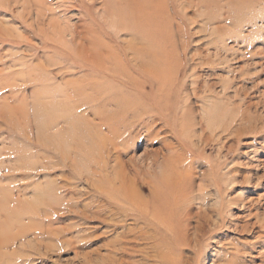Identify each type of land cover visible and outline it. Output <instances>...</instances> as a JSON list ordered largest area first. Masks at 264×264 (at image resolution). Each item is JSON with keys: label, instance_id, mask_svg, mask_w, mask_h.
<instances>
[{"label": "rangeland", "instance_id": "obj_1", "mask_svg": "<svg viewBox=\"0 0 264 264\" xmlns=\"http://www.w3.org/2000/svg\"><path fill=\"white\" fill-rule=\"evenodd\" d=\"M110 1L0 0V231L9 242L25 234L0 250V264H264V0L162 3L175 19L162 21L173 43L167 98L183 120L170 116L171 130L157 123L151 142L138 128L136 146L119 149L123 162L152 150L162 163L166 141L184 158L171 159L172 172L145 164L146 178L127 169L126 185L151 205L159 178L177 182L162 252L128 231L133 221L111 215L87 178L105 161L116 167L118 149L104 159L91 124L101 95L74 57L89 39L94 49L138 45L121 31L124 18L104 16ZM115 86L104 95H119Z\"/></svg>", "mask_w": 264, "mask_h": 264}, {"label": "bare ground", "instance_id": "obj_2", "mask_svg": "<svg viewBox=\"0 0 264 264\" xmlns=\"http://www.w3.org/2000/svg\"><path fill=\"white\" fill-rule=\"evenodd\" d=\"M134 1L111 0L110 2H107V6L105 7L106 9L104 10V16L109 19L115 18L116 22L121 18H124L122 19L123 22L121 25H119L122 27L121 31H127V33L135 37L134 39L137 41L136 43H138V45H135L133 42L127 43L124 48L112 51L110 46H105L104 44L105 47L102 45V48L98 47L97 49H94V41L93 39H89L88 43L90 44L88 46L82 44L80 47H78L79 49L77 56L74 57L73 62L77 65V68H85L91 72V76L94 78V80L90 85L94 87L96 95H101L98 97L99 99L97 98L98 101L96 98L93 99L94 101L96 100L98 102V107L95 109L94 117H96L99 122L98 124H91L92 127L99 133L98 136H96V138H98L101 143V146L99 147H104L107 149L104 159L109 161L111 156L113 157V155H116L114 151L118 149V154L115 159L116 167L109 166V163L105 161L104 164L99 165L97 169H95V167L91 168V172H88L87 178L92 182V185L98 194L104 198L106 204H110L109 209L111 210V207L113 208L111 212L117 210L118 213H111V215H121L124 218V221L127 219L128 221H133L132 225H134L135 228H128V231L132 233L136 232V235L139 236L138 239L150 241L154 244V249L160 250L162 247H159L158 243H160V241L162 242L163 240H166V234L168 232H172L173 229H175L173 223L174 216L172 217L170 213H174L172 212L171 205L172 203L174 204L173 201L175 197H173V188H175L177 182L176 180H173L167 176H164V180L163 178H159V181L161 180V185L157 183L154 184L155 187L152 191L153 205H151L146 203V200L145 202H141V197L139 198L138 194L136 195L132 192V190L129 189L128 185H126L127 181L129 180L127 176L128 173L133 170L134 174L132 175L135 178H138L139 175H143V177H145V164H147L146 166H149L147 169H151L153 167H162L164 169L169 168L172 172L175 168L173 164L174 162L172 163L171 159L176 158V156L177 160H184V158H182L180 155V157L176 155V151L171 150L173 149L172 144H166V141L163 143V145H165L164 149L166 148L165 150L168 152V154L166 153L167 155L162 158V163L159 159L160 156L158 157V154L152 150L145 151L141 156H132L128 162H123L121 160V152L119 149L121 148L125 152L127 148H133L136 146L137 141L139 138H141L138 136L136 131L138 128L139 130H142L143 128L147 129L150 134V139H148L149 142H151L154 141L153 139H155L157 136V133L153 134L155 127H157V123H163L165 127L171 130L174 126L170 121V116L178 119V114L180 112L179 108L175 104H169V98H167L171 92V87L174 81V75H172L173 67L171 66V54H169L170 52L168 50L169 45H172L173 43H170L172 39L169 35L171 34L168 33V37L171 40L166 38L167 35L165 33L169 32V27L167 29L166 24L162 22L167 21L168 23V15L170 14L171 16V13L165 12V10H168L165 9L168 7L167 4L164 6V8L162 3L165 1L166 3L169 2L173 8H175V4L173 2L171 4V0ZM195 1L191 2H194L195 4ZM181 2L178 4H181ZM187 3L184 2L183 4L187 5ZM202 3L203 1H201V5ZM181 8L187 9V7ZM166 13L168 15H166ZM180 14L181 13H179V15ZM183 16L180 15L182 18ZM130 20L131 22H129ZM172 20L174 21L175 19L172 18ZM85 40L84 42L87 43ZM158 78H162V80L160 81ZM154 82L158 83V87L154 94L147 93L145 91L146 85L151 86V84ZM165 82L167 83L165 84ZM111 84L116 85L122 90V92L119 93V95L115 93L110 96H106L107 94L104 95V93L107 92L106 87ZM151 87H153V84ZM131 99L135 101H132ZM176 99L177 98L175 97V101ZM176 104H178V102ZM170 109H172L170 111L171 115H167V111L169 112ZM212 115H215V113ZM212 115L209 114V116ZM178 120L182 121L183 119L181 117ZM103 128H105L107 131V134L105 135L102 134L103 132H101ZM222 130L224 131L226 129L224 128ZM235 131H233V133H235ZM192 145L194 144L192 143ZM153 153H155L154 156ZM129 167L131 170L127 172ZM107 172L110 175L114 174L115 179L113 181H111L113 178L110 180L108 178L106 181H103V178L106 175H104V173ZM181 172H177L178 175ZM96 176L102 178L100 180L103 181L102 184L100 183L101 185L95 184L96 182L94 183V180L96 179L93 180V177L95 178ZM133 179L131 178L129 181H132ZM82 217L86 218V213H83ZM1 228L2 227L0 226V229ZM125 231L126 229L124 230V233ZM8 234H4L3 231H0V250L4 247H9L7 245L10 238ZM23 235L25 234L21 233L18 235L19 237H17L16 240L13 238L9 243L12 246L13 244L15 245L17 242H19L20 238L24 237ZM43 235L46 237V232H43ZM160 251L162 252V250ZM2 256L3 254L0 255V257Z\"/></svg>", "mask_w": 264, "mask_h": 264}]
</instances>
